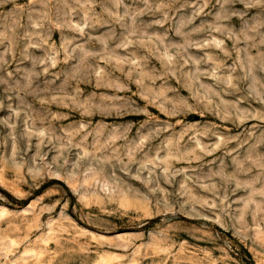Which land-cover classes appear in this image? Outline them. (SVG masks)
I'll list each match as a JSON object with an SVG mask.
<instances>
[{"label": "rangeland", "instance_id": "obj_1", "mask_svg": "<svg viewBox=\"0 0 264 264\" xmlns=\"http://www.w3.org/2000/svg\"><path fill=\"white\" fill-rule=\"evenodd\" d=\"M0 264H264V0H0Z\"/></svg>", "mask_w": 264, "mask_h": 264}]
</instances>
